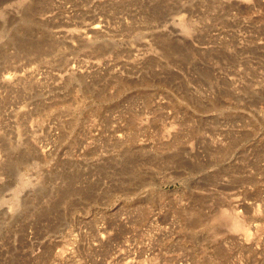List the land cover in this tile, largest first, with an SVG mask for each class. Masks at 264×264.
<instances>
[{
  "label": "rangeland",
  "instance_id": "374dc122",
  "mask_svg": "<svg viewBox=\"0 0 264 264\" xmlns=\"http://www.w3.org/2000/svg\"><path fill=\"white\" fill-rule=\"evenodd\" d=\"M0 152V264H264V0H0Z\"/></svg>",
  "mask_w": 264,
  "mask_h": 264
},
{
  "label": "bare ground",
  "instance_id": "6f19581e",
  "mask_svg": "<svg viewBox=\"0 0 264 264\" xmlns=\"http://www.w3.org/2000/svg\"><path fill=\"white\" fill-rule=\"evenodd\" d=\"M93 29V28H92ZM95 29H97V28H95ZM94 30V29H93ZM92 30V31H93ZM90 29H87V32H91L92 34L94 33V32H92ZM95 33H96V31H95ZM18 34H19V32H18ZM21 34V33H20ZM18 38V37H17ZM20 40V39H19ZM18 40V41H19ZM9 41V40H8ZM10 43V42H9ZM18 43V42H17ZM22 43H24L23 41L21 42V44ZM6 45H8L7 43H6ZM26 46V45H25ZM24 46V47H25ZM21 47H23V46H20V48ZM28 47V46H27ZM32 48V47H31ZM30 47H29V49H31ZM37 48V47H36ZM24 49V48H23ZM28 49V50H29ZM32 50V49H31ZM30 50V51H31ZM27 52V51H26ZM30 53V52H29ZM5 67H7L8 68V66L7 65H5ZM9 67H10V65H9ZM4 70V72H7V69H6V71H5V69H3ZM3 72V71H2ZM4 72L2 73V75H4ZM8 76V78L10 79V78H13L12 76H11V74H10V76H9V74L7 75ZM4 77V76H3ZM6 79H7V77H6ZM0 154H1V152H0ZM3 156V155H2ZM3 158H4V156H3ZM216 219V218H215ZM216 220H218V221H224V222H227L228 224L230 223V224H232L233 225V228H234V230H239L240 228L241 229H244L243 228V225H241L239 222H238V220L235 218V216L234 215H232V216H227V215H221V216H219V217H217V219Z\"/></svg>",
  "mask_w": 264,
  "mask_h": 264
}]
</instances>
